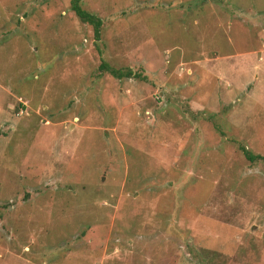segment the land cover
Instances as JSON below:
<instances>
[{"label":"rangeland","instance_id":"374dc122","mask_svg":"<svg viewBox=\"0 0 264 264\" xmlns=\"http://www.w3.org/2000/svg\"><path fill=\"white\" fill-rule=\"evenodd\" d=\"M81 4L0 0V264H264V0Z\"/></svg>","mask_w":264,"mask_h":264},{"label":"trees","instance_id":"16d2710c","mask_svg":"<svg viewBox=\"0 0 264 264\" xmlns=\"http://www.w3.org/2000/svg\"><path fill=\"white\" fill-rule=\"evenodd\" d=\"M69 9L75 17L84 24L91 26L93 31V36L99 40L100 33H101V19L97 17L95 14L90 13L83 9L81 0H69ZM98 71L100 73H107L112 78L116 80H123V79H137V80H144V76L140 73V71H132L130 69H118L110 66L106 61H101L98 66ZM239 151L243 155V157L250 163L253 162H261L264 165V156L252 154L249 152L244 146H238ZM208 259L213 260L219 254L214 253L213 251L209 252Z\"/></svg>","mask_w":264,"mask_h":264}]
</instances>
